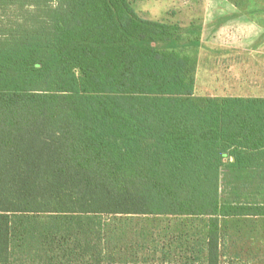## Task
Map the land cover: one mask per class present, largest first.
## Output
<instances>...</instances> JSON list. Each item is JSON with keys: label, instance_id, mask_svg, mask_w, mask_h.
Returning a JSON list of instances; mask_svg holds the SVG:
<instances>
[{"label": "trees", "instance_id": "1", "mask_svg": "<svg viewBox=\"0 0 264 264\" xmlns=\"http://www.w3.org/2000/svg\"><path fill=\"white\" fill-rule=\"evenodd\" d=\"M199 47L132 0H0V264H264V97L198 95Z\"/></svg>", "mask_w": 264, "mask_h": 264}, {"label": "crops", "instance_id": "2", "mask_svg": "<svg viewBox=\"0 0 264 264\" xmlns=\"http://www.w3.org/2000/svg\"><path fill=\"white\" fill-rule=\"evenodd\" d=\"M228 22L216 24L215 41L195 53L196 93L203 87L211 95H198L264 97V47L242 45L240 39L248 30L246 23Z\"/></svg>", "mask_w": 264, "mask_h": 264}, {"label": "rangeland", "instance_id": "3", "mask_svg": "<svg viewBox=\"0 0 264 264\" xmlns=\"http://www.w3.org/2000/svg\"><path fill=\"white\" fill-rule=\"evenodd\" d=\"M141 16L153 20L179 23L184 29L197 26L201 46L216 39L218 23H246L242 45L264 47V0H132ZM243 36V34H241ZM189 37V36H187ZM214 37V38H213ZM224 38V37H222ZM226 40V39H225ZM218 41V40H216ZM199 88L197 93L209 91ZM207 95V96H208ZM258 255L264 260V239L258 240ZM246 253V252H245Z\"/></svg>", "mask_w": 264, "mask_h": 264}]
</instances>
